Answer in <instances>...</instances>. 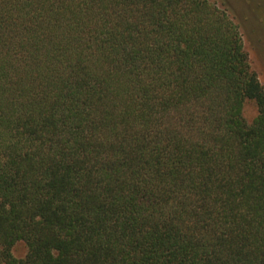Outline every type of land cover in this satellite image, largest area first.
Here are the masks:
<instances>
[{
	"label": "trees",
	"instance_id": "obj_1",
	"mask_svg": "<svg viewBox=\"0 0 264 264\" xmlns=\"http://www.w3.org/2000/svg\"><path fill=\"white\" fill-rule=\"evenodd\" d=\"M0 264H264V85L226 8L0 0Z\"/></svg>",
	"mask_w": 264,
	"mask_h": 264
},
{
	"label": "rangeland",
	"instance_id": "obj_2",
	"mask_svg": "<svg viewBox=\"0 0 264 264\" xmlns=\"http://www.w3.org/2000/svg\"><path fill=\"white\" fill-rule=\"evenodd\" d=\"M226 8L243 35L253 68L264 85V0H212ZM246 118L251 122L258 113L255 103L248 101L244 108ZM27 252L25 242L14 247V253L22 257Z\"/></svg>",
	"mask_w": 264,
	"mask_h": 264
}]
</instances>
